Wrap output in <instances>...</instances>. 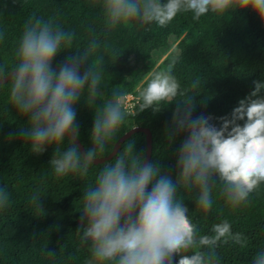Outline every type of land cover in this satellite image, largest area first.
Returning <instances> with one entry per match:
<instances>
[{
    "label": "clouds",
    "instance_id": "obj_1",
    "mask_svg": "<svg viewBox=\"0 0 264 264\" xmlns=\"http://www.w3.org/2000/svg\"><path fill=\"white\" fill-rule=\"evenodd\" d=\"M104 29L118 27H164L178 14L223 17L235 10L251 11L264 23V0H98ZM3 32H0V39ZM75 32L59 23L30 18L19 37L11 65L0 63V90H6L11 107L26 124L19 134L32 154L53 147L49 166L57 178L95 179L83 189L77 232L88 256L84 264H221V244H243V233H234L228 220L213 223L202 234L189 215L180 189L195 191L196 207L208 212L213 206V189L219 185L227 204L236 208L264 184V80L238 101L230 116L220 117V126L211 116L192 117V96H184L171 64L154 69L139 91L135 110L125 108L119 91L108 98L98 91L104 85V60L92 59L98 47L90 40L77 55H67L58 68L54 58L72 49ZM87 68L82 72V66ZM83 99L94 108L90 145L76 143L79 136L75 105ZM97 100L101 103L97 106ZM173 111L169 143L185 133L176 157L175 180L159 163L134 152L129 140L118 145L122 134L133 127L138 111H159L170 101ZM242 122V123H240ZM105 161V162H102ZM41 196H30L35 210ZM10 193L0 185V211L10 205ZM38 217V216H37ZM250 264H264V248Z\"/></svg>",
    "mask_w": 264,
    "mask_h": 264
},
{
    "label": "trees",
    "instance_id": "obj_2",
    "mask_svg": "<svg viewBox=\"0 0 264 264\" xmlns=\"http://www.w3.org/2000/svg\"><path fill=\"white\" fill-rule=\"evenodd\" d=\"M35 17L53 20L75 32L72 49L54 58L55 68L67 55H77V50L86 48L90 40L97 41L91 58L104 60L105 84L98 91L108 98L113 91H119L121 97L131 93L138 96L149 73L171 64L184 90V96L177 99L193 95L192 117L211 116L210 123L219 127V118L230 116L238 101L254 89V81L264 80V23L251 9L199 20L191 13H181L164 27L132 25L107 32L98 0H0V63L11 65L25 24ZM87 66L85 62L81 71ZM100 103L97 100V106ZM178 103L172 100L156 112L144 109L132 118L136 126L150 128V160L158 162L173 180L177 153L186 137L181 133L173 142L168 141ZM75 112L79 141L83 147L89 146L94 108L81 99ZM24 124L26 118L11 107L7 91L0 90V185L6 187L11 201L0 211V264H84L88 251L77 229L83 189L94 181L98 166L84 178H57L49 166L53 147L32 154L19 134ZM129 140L136 154L145 155L144 134L136 133L124 143ZM34 192L41 196L43 212L38 213L31 203ZM212 195L213 206L205 212L196 207L194 190L178 191L202 234L208 233L213 223L226 219L234 233L246 237L243 244L229 242L217 248L221 264H250L255 253L264 248V184L246 204L236 208L226 203L219 185ZM176 259L174 256L173 264Z\"/></svg>",
    "mask_w": 264,
    "mask_h": 264
},
{
    "label": "water",
    "instance_id": "obj_3",
    "mask_svg": "<svg viewBox=\"0 0 264 264\" xmlns=\"http://www.w3.org/2000/svg\"><path fill=\"white\" fill-rule=\"evenodd\" d=\"M136 133L144 134V136H145V157L150 160L151 153H152V132H151L150 128H148V127H143V126L132 127L130 130H128L126 133H124L120 137V139L118 141V145L121 147L127 139L131 138ZM76 143L79 146L83 147V145L79 141V136L76 138ZM102 162H105V161L102 160ZM97 166H99V165H97Z\"/></svg>",
    "mask_w": 264,
    "mask_h": 264
},
{
    "label": "built area",
    "instance_id": "obj_4",
    "mask_svg": "<svg viewBox=\"0 0 264 264\" xmlns=\"http://www.w3.org/2000/svg\"><path fill=\"white\" fill-rule=\"evenodd\" d=\"M122 102L124 103L125 108H130L133 110L134 103L137 101H135V98L133 97V95L128 94V95L122 96Z\"/></svg>",
    "mask_w": 264,
    "mask_h": 264
},
{
    "label": "rangeland",
    "instance_id": "obj_5",
    "mask_svg": "<svg viewBox=\"0 0 264 264\" xmlns=\"http://www.w3.org/2000/svg\"><path fill=\"white\" fill-rule=\"evenodd\" d=\"M131 95H133V97L135 98V101H137V96H136V94H134V93H131ZM134 124V123H133ZM136 125L134 124V126L133 127H135Z\"/></svg>",
    "mask_w": 264,
    "mask_h": 264
}]
</instances>
